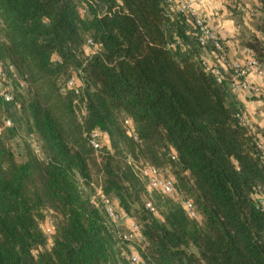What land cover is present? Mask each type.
Returning <instances> with one entry per match:
<instances>
[{"label": "trees", "instance_id": "trees-1", "mask_svg": "<svg viewBox=\"0 0 264 264\" xmlns=\"http://www.w3.org/2000/svg\"><path fill=\"white\" fill-rule=\"evenodd\" d=\"M172 1L0 0V264H264V129L240 125L230 78L204 71ZM259 30L246 46L264 60ZM134 162L173 194L148 190ZM94 187L117 225L89 204Z\"/></svg>", "mask_w": 264, "mask_h": 264}, {"label": "built area", "instance_id": "built-area-1", "mask_svg": "<svg viewBox=\"0 0 264 264\" xmlns=\"http://www.w3.org/2000/svg\"><path fill=\"white\" fill-rule=\"evenodd\" d=\"M196 1L197 0H173L171 3L176 6L175 8L178 13L188 15L193 21L197 31L198 43L203 49H205V54L200 56V62L204 71L212 73L215 76L216 81L220 83L224 79L223 70H227L230 72L229 88L234 94L237 95L247 93L251 97L264 100V60L256 59L253 52L248 48L244 50L248 56L246 60L242 62L229 60L216 33L206 25L204 20L196 11L194 7ZM206 1L214 2V0ZM255 1V7L250 8L247 11L249 18H255L261 6L257 0ZM223 2L228 6H231L236 2V0H223ZM88 45L91 46L92 44L88 42ZM0 77L4 78V74L1 70ZM249 79L259 81L260 84L251 83ZM72 83V80H70L68 86L71 87ZM5 100H8V98L5 97ZM245 114L246 113L238 117L239 123L242 127L249 129L254 133L255 128L253 127L251 120ZM81 115H84L83 109H81ZM6 125L9 124L6 123ZM123 125L128 129L130 122L125 121ZM2 129L3 125L0 126V132ZM87 139L90 148L95 153V157L98 158V153L101 149L100 134L97 132H91ZM256 146L260 151L261 160L264 161V144L257 142ZM133 167L136 174L145 183L148 190L160 191L167 195L173 194L174 185L172 180L165 175H162L156 168L149 165H143L141 163L138 166L133 165ZM94 190L95 194L90 199L89 204H97L100 206L104 210L107 218L112 223L117 225L119 218L114 211L113 203L102 195L99 187H94ZM257 203L262 206V210H264V199L258 198ZM146 207L150 209V204H147ZM184 208L190 218L195 217V212L190 202L186 201L184 203ZM126 229L128 230V234H124L122 236L123 239L126 241H135L138 244L141 239L139 227L135 223H129L126 226ZM42 231L47 238L52 236L53 224L51 220H48L46 226L42 227ZM129 259L132 264H137L139 261L137 255L135 254H131Z\"/></svg>", "mask_w": 264, "mask_h": 264}, {"label": "crops", "instance_id": "crops-1", "mask_svg": "<svg viewBox=\"0 0 264 264\" xmlns=\"http://www.w3.org/2000/svg\"><path fill=\"white\" fill-rule=\"evenodd\" d=\"M255 5V0H236L231 6L225 4L223 0H214V2L197 0L194 7L206 25L221 40L227 58L242 62L248 58L244 51L248 48L246 43L250 42L255 36L260 40L263 37L259 30L264 22L262 7L260 6L255 18H249L247 15V11ZM223 73L230 78V72L223 70ZM249 81L260 84L259 81L253 79H249ZM236 97L248 117L252 118L254 122L259 121L262 114L256 118L255 110L260 105L264 108V100L251 97L247 93L237 94ZM261 123L262 125L259 127L264 129V118Z\"/></svg>", "mask_w": 264, "mask_h": 264}, {"label": "rangeland", "instance_id": "rangeland-1", "mask_svg": "<svg viewBox=\"0 0 264 264\" xmlns=\"http://www.w3.org/2000/svg\"><path fill=\"white\" fill-rule=\"evenodd\" d=\"M255 112H256V115H255L256 118L258 117V115L260 116V114H262L259 117V121H256V122H254L252 118L248 117L247 114H245V115L251 120L252 125L255 128V131L258 132V133H261V130H263V129H260L259 126L262 125L261 120H263V118H264V108H263V106L260 105L259 107H257V109L255 110ZM18 145H19L18 142H16V141H13L12 142L13 148L17 147ZM133 165L134 166H138L139 165V162H134ZM134 171H135V169H134ZM90 173L92 175L93 184L96 185L98 183V178L99 177H98V173L96 171V168L94 166H91Z\"/></svg>", "mask_w": 264, "mask_h": 264}]
</instances>
